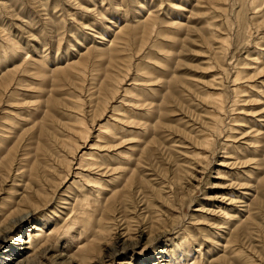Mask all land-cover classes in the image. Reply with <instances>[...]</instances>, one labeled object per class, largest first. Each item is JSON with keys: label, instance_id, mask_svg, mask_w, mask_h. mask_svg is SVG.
Returning <instances> with one entry per match:
<instances>
[{"label": "rangeland", "instance_id": "1", "mask_svg": "<svg viewBox=\"0 0 264 264\" xmlns=\"http://www.w3.org/2000/svg\"><path fill=\"white\" fill-rule=\"evenodd\" d=\"M251 1L0 0V264H264Z\"/></svg>", "mask_w": 264, "mask_h": 264}, {"label": "bare ground", "instance_id": "2", "mask_svg": "<svg viewBox=\"0 0 264 264\" xmlns=\"http://www.w3.org/2000/svg\"><path fill=\"white\" fill-rule=\"evenodd\" d=\"M258 1L259 0H253V1H251V2H253L252 3V5H254L255 3L257 4L258 3ZM261 2H262V0H260ZM260 4V3H259ZM260 7H261V5H260ZM259 7V8H260ZM260 10V9H259ZM239 73V72H238ZM75 122H78L80 125H81V127L80 128H74L73 126H71V128L70 129H68L69 131H73V132H76L77 134H79L81 137H80V139H81V142L84 144V143H86V141H87V139H88V133H87V128H86V124H85V121L83 120V119H76L75 120ZM77 123V124H78ZM67 126V128L69 127V125H66ZM100 128L101 129H105V128H103L102 126H100ZM74 135V134H73ZM102 135V134H101ZM67 139H71V138H67ZM107 140L105 141V142H108V143H110V141L112 140L111 139V137H109V138H106ZM73 142V146L72 145H69L68 147H70L69 148V153L72 155V154H74V152H76L77 150H78V148H79V144H78V142L76 141V140H74V141H72ZM77 148V149H76ZM57 154V153H56ZM58 155V154H57ZM85 156H88V158H92V157H94L92 154H90V153H87V154H85V153H83L80 157H79V161H78V166H81L82 165V160H83V158L85 157ZM59 157H60V155H59ZM60 158H62V160L64 161V163L66 164V166H67V168L69 169V166H70V164H71V160L69 159V157L68 156H66V155H62ZM98 158H102V157H100V156H98ZM102 165L104 166V163H102L101 164V161H100V163H97V161H94V160H89V161H87L86 162V164H85V167H89V168H92V167H96L95 169H98V168H101L102 167ZM105 168H107V167H104V169ZM67 169V170H68ZM113 171V170H112ZM107 172V171H106ZM103 174H105V172H101V175H103ZM69 176V171L67 172V173H65V175H63V177L61 178V180L59 181V184H61L62 182H64L66 179H67V177ZM115 179V178H114ZM86 183V182H85ZM88 184H92L93 186H96V187H98V188H102L103 187V181H102V179L101 178H97V177H92V178H89V180H88V182H87ZM106 183V182H105ZM98 194H100V193H98ZM97 194V195H98ZM99 198V197H98ZM98 202V201H97ZM92 209V205L87 201V199H85L84 201H83V204L80 206V209L77 211V212H75L74 213V215L72 216V220H71V225L70 226H78V227H80V228H83L82 230L84 231L85 230V232H86V229H87V227L89 226V229H90V225H88V221L89 220H91V217H92V214L94 213V212H92V211H90ZM93 218V217H92ZM90 224V223H89ZM88 230V229H87ZM29 238H31V236H28ZM41 237H42V234L40 235V234H35L34 235V239H37V242H41V240H43V239H41ZM28 243V242H27ZM85 258H87V257H85ZM84 258V259H85ZM84 259H82V261H84ZM88 260V259H87ZM87 260H85V264H86V262H87ZM29 262H30V259H29Z\"/></svg>", "mask_w": 264, "mask_h": 264}]
</instances>
